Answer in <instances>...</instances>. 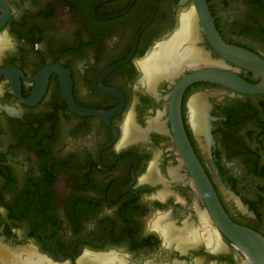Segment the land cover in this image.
Masks as SVG:
<instances>
[{"label": "flooded vegetation", "instance_id": "flooded-vegetation-1", "mask_svg": "<svg viewBox=\"0 0 264 264\" xmlns=\"http://www.w3.org/2000/svg\"><path fill=\"white\" fill-rule=\"evenodd\" d=\"M200 1L0 0V264H240L223 209L264 236V0ZM188 13L208 61L147 76Z\"/></svg>", "mask_w": 264, "mask_h": 264}, {"label": "bare ground", "instance_id": "bare-ground-1", "mask_svg": "<svg viewBox=\"0 0 264 264\" xmlns=\"http://www.w3.org/2000/svg\"><path fill=\"white\" fill-rule=\"evenodd\" d=\"M196 19L192 13L186 14L182 19L181 27L173 35V37L159 45V47L153 51L151 56L144 62V68L147 69V76L153 78L155 76H169L171 73L177 74V72L185 66H197L202 62L208 61L206 57L199 49H196L192 44L197 37ZM190 41L184 48L182 45L184 42ZM191 118L195 127L202 123V116L204 113V105L200 96L193 98L190 104ZM208 219V218H207ZM207 241L210 244V239L217 240L216 237L209 232ZM108 260L106 257L96 259L97 264ZM31 264V263H29Z\"/></svg>", "mask_w": 264, "mask_h": 264}, {"label": "water", "instance_id": "water-1", "mask_svg": "<svg viewBox=\"0 0 264 264\" xmlns=\"http://www.w3.org/2000/svg\"><path fill=\"white\" fill-rule=\"evenodd\" d=\"M199 5L201 7H205L206 11H208V5H207L206 0H201ZM210 20L211 18L209 19V21ZM212 27L213 28H210V33H211L214 43L216 45L218 44L220 48H224L228 50V45L222 40L216 28L214 27V24H212ZM229 50H231V48ZM206 78L215 79V80L220 81L225 78V75L217 71L213 73L206 71V70L196 71L188 75L182 81L178 89V96L179 97L181 96V93L184 89L183 87L187 85L188 83H191L192 81H195V80H201V79H206ZM176 112H177L178 132L180 134L179 136L181 137L180 139H181L182 146L189 149L193 153L191 143L189 142V139L186 135L185 128L182 122V118L180 114V103H178L176 107ZM200 175L201 177L198 178V180L201 181L203 185H205V188L209 191V196L213 200H218L215 194V191L213 189V186L210 183V180L208 176L205 174V172L203 171V169H201ZM218 208L221 209L220 204H218ZM222 212H223V218L221 219L220 224L222 225L227 236L244 253V258L240 264H264V236L249 227H245V226H242V225H239L233 222L224 209Z\"/></svg>", "mask_w": 264, "mask_h": 264}]
</instances>
